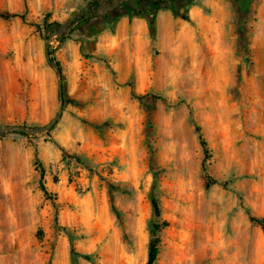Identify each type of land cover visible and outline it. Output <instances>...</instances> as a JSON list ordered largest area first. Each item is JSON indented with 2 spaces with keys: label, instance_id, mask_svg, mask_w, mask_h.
<instances>
[{
  "label": "rangeland",
  "instance_id": "rangeland-1",
  "mask_svg": "<svg viewBox=\"0 0 264 264\" xmlns=\"http://www.w3.org/2000/svg\"><path fill=\"white\" fill-rule=\"evenodd\" d=\"M90 1L0 0V124L58 113L48 36L69 100L0 134V264H148L153 223V264H264V0H125L66 29Z\"/></svg>",
  "mask_w": 264,
  "mask_h": 264
},
{
  "label": "trees",
  "instance_id": "trees-1",
  "mask_svg": "<svg viewBox=\"0 0 264 264\" xmlns=\"http://www.w3.org/2000/svg\"><path fill=\"white\" fill-rule=\"evenodd\" d=\"M136 1L142 2L143 6L145 8H149L150 10H158L162 7L169 6L172 4L173 1L178 5L179 8H183L184 6L194 2V0H170V1L169 0H136ZM100 5H101V3L98 2V0H91L90 5H89V9L87 11H84L83 14L80 16V18L76 19L74 21V23L77 22V26L79 27L80 25H82V23H85V22H87L93 18L99 17L100 15L98 14V8ZM109 12L106 13L105 16H108ZM176 14H180V11L179 10L176 11ZM13 16L21 17L23 20L26 19L24 14H14ZM61 26H62V23H60V22L48 23L47 20L44 21V28L51 33H53L55 30H58ZM70 34H71V32L70 33H60L61 41L63 42L66 39H69L71 37ZM52 59L55 61V58H52ZM63 93H64L65 104H67L69 102V100L67 97V84H66V81L64 79H63ZM196 128H197V131L200 133L201 129H200V126L198 124H196ZM21 133H23V132H21ZM23 134H25V133H23ZM200 139H201L202 147L204 149V153L207 156L209 153V150L207 147V142L202 137L201 133H200ZM43 178H44V174L42 173L41 179H43ZM41 187L47 193V188L45 187V185L43 183H41ZM151 202H152L154 214L157 217H160L161 211H160V205H159L157 198L152 197ZM248 214L250 215V219L252 221L259 224L264 229V217H256V216L252 215L250 212H248ZM159 229H160V225L158 223L152 224V226H151L152 238H151L150 243H149L148 264H153L157 259L158 243L160 241V238L157 234ZM72 252L75 254L74 249H72ZM84 257L88 260L92 259V256L89 254H85Z\"/></svg>",
  "mask_w": 264,
  "mask_h": 264
},
{
  "label": "water",
  "instance_id": "water-1",
  "mask_svg": "<svg viewBox=\"0 0 264 264\" xmlns=\"http://www.w3.org/2000/svg\"><path fill=\"white\" fill-rule=\"evenodd\" d=\"M123 1L125 0H116L112 4L108 5L105 11L102 12L98 10V14L101 15V13H108L109 11L117 8ZM88 9H89V6H85L80 11L73 13L68 20V23H70V26H68L66 29L70 28L71 24H73L76 19L80 18L83 12L87 11ZM62 31H63L62 29H58V30H55L52 34H56V33L60 34ZM50 40H51V36H48L45 38L46 56H47L48 62L57 70V73L59 76L60 106H59L58 113L47 124L43 126L29 127L26 125H19V124H0V134H4L8 132H23V133L40 134V133L51 130L63 116L64 106H65L64 93H63V74H62V69L60 65L56 61H54L50 56Z\"/></svg>",
  "mask_w": 264,
  "mask_h": 264
},
{
  "label": "crops",
  "instance_id": "crops-1",
  "mask_svg": "<svg viewBox=\"0 0 264 264\" xmlns=\"http://www.w3.org/2000/svg\"><path fill=\"white\" fill-rule=\"evenodd\" d=\"M133 22V21H132ZM83 24H86L87 25V27H90V25H91V27L90 28H87L86 30L88 31V32H92L93 33V26L95 27H97V26H111V24H113V23H111V21H109V19L108 18H102V17H96V18H93V19H91V20H89V21H87V22H85V23H82V25ZM130 24V20L126 17V18H123V19H121V20H119L118 22H116V24H115V27H116V30L119 32V31H121L122 29H125L126 27H128V25ZM82 25L81 26H79L78 27V29H79V33L80 32H86V33H88L86 30H85V28L83 29L82 28ZM132 26H134L133 25V23H132ZM81 28H82V31H81ZM77 29V30H78ZM73 35H75V34H73L72 33V36Z\"/></svg>",
  "mask_w": 264,
  "mask_h": 264
}]
</instances>
